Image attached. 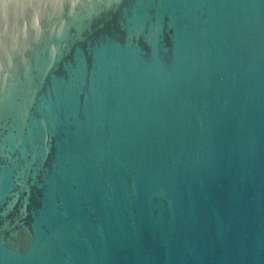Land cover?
<instances>
[{"label": "water", "instance_id": "1", "mask_svg": "<svg viewBox=\"0 0 264 264\" xmlns=\"http://www.w3.org/2000/svg\"><path fill=\"white\" fill-rule=\"evenodd\" d=\"M0 264H264V0H0Z\"/></svg>", "mask_w": 264, "mask_h": 264}, {"label": "clouds", "instance_id": "2", "mask_svg": "<svg viewBox=\"0 0 264 264\" xmlns=\"http://www.w3.org/2000/svg\"><path fill=\"white\" fill-rule=\"evenodd\" d=\"M4 2H5V3H7V2H8V0H4Z\"/></svg>", "mask_w": 264, "mask_h": 264}]
</instances>
